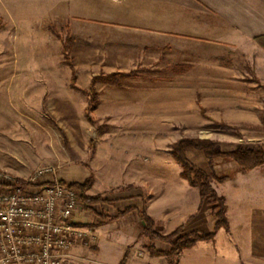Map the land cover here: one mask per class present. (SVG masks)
I'll return each mask as SVG.
<instances>
[{"label": "rangeland", "instance_id": "1", "mask_svg": "<svg viewBox=\"0 0 264 264\" xmlns=\"http://www.w3.org/2000/svg\"><path fill=\"white\" fill-rule=\"evenodd\" d=\"M1 24L0 169L18 178L47 166L59 175L81 172L90 179L87 195L116 197L111 204L89 203L90 212L77 214L82 233L64 264H102L100 241L111 232L97 228L127 206L146 211L154 200L161 213L165 205L183 207L199 198L173 157L178 140L206 138L224 151L264 147L262 51L224 52L182 42L128 53L119 45H90L55 24L47 38ZM187 156L212 181L236 167L199 149ZM185 214L173 210L168 224L159 221V232L167 234ZM146 241L139 247L147 254ZM151 256L158 264H177L179 255Z\"/></svg>", "mask_w": 264, "mask_h": 264}, {"label": "crops", "instance_id": "2", "mask_svg": "<svg viewBox=\"0 0 264 264\" xmlns=\"http://www.w3.org/2000/svg\"><path fill=\"white\" fill-rule=\"evenodd\" d=\"M0 19L6 29L23 27L46 38L52 24L67 27L90 45H119L127 47L128 53L161 50L182 42L204 43V47L215 46L224 52H264L255 41L264 36V0H0ZM235 166L224 180L212 181L225 198L229 228L221 227L212 239L198 240L183 249L177 264H264V165L248 171ZM60 177L73 183L84 182L88 176L80 172L61 173ZM112 195L103 198L111 204L116 199ZM133 207L128 214L97 228L99 233L111 232L100 241L102 264H118L126 254V264H158L139 247L147 242L140 216L144 209ZM182 209L185 217L173 221L164 232L180 226L188 231L214 229L211 207L202 203L200 195L191 205L186 202L172 209L165 205L161 213H156L153 200L146 212L159 231V221L165 226L171 221L169 214Z\"/></svg>", "mask_w": 264, "mask_h": 264}, {"label": "built area", "instance_id": "3", "mask_svg": "<svg viewBox=\"0 0 264 264\" xmlns=\"http://www.w3.org/2000/svg\"><path fill=\"white\" fill-rule=\"evenodd\" d=\"M86 210L81 191L52 166L28 178L0 169V264H64Z\"/></svg>", "mask_w": 264, "mask_h": 264}, {"label": "trees", "instance_id": "4", "mask_svg": "<svg viewBox=\"0 0 264 264\" xmlns=\"http://www.w3.org/2000/svg\"><path fill=\"white\" fill-rule=\"evenodd\" d=\"M2 24L0 25V27ZM255 41L264 48V36L255 38ZM193 149L203 150L209 159L224 158L236 164L242 171L251 170L257 166L264 165V147H243L238 146L230 151H224L216 148L215 143L210 139L200 138H182L178 140L172 150L174 159L182 166V176L188 181L189 185L199 190L202 201L211 207L212 215L215 219L214 229L210 232L194 230L189 233H182L183 227L180 226L170 233L163 234L155 229V220L145 211H140L141 220L143 222V235L149 241L147 245L149 251L153 255L174 256L188 247L193 246L198 240L212 239L217 230L221 227L229 228L228 219L226 216V201L225 198L218 194L212 184L211 176L204 170L193 165L187 156V152ZM225 176L223 179H225ZM71 185L81 191L82 199L85 207H89V203H99L108 201L99 196L87 195L86 190L90 185V179L87 178L84 182H73ZM134 209L133 206H127L120 211L114 218H119L128 214ZM155 241H163L170 244L171 248L167 251L160 250L155 246ZM126 255L123 260H126Z\"/></svg>", "mask_w": 264, "mask_h": 264}]
</instances>
